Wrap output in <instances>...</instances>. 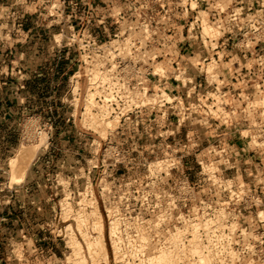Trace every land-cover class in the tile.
Wrapping results in <instances>:
<instances>
[{"label":"rangeland","instance_id":"obj_1","mask_svg":"<svg viewBox=\"0 0 264 264\" xmlns=\"http://www.w3.org/2000/svg\"><path fill=\"white\" fill-rule=\"evenodd\" d=\"M244 2L264 22V0ZM117 4L80 0L68 22L71 8L59 9L57 0H0V264H70L69 237L85 248L74 218L93 203L106 264H115L112 221L138 240L145 235L148 248H171L169 236L182 232L187 251L189 226L209 222L217 239L205 264H264V106L251 107L264 98V35L237 38L226 52L158 54L150 67L151 55L137 50L145 39L124 34L132 23H120L117 36ZM124 67L128 80L144 81L133 98L142 113L115 123ZM160 68L166 81L154 78ZM94 74L108 80L95 90ZM161 92L170 101L158 99ZM87 93L94 95L90 116ZM146 99L153 104L141 107ZM165 131L173 138H157ZM37 143L25 174L11 182L22 175L11 161ZM91 225L80 231L95 238ZM178 253L176 264H199Z\"/></svg>","mask_w":264,"mask_h":264},{"label":"built area","instance_id":"obj_2","mask_svg":"<svg viewBox=\"0 0 264 264\" xmlns=\"http://www.w3.org/2000/svg\"><path fill=\"white\" fill-rule=\"evenodd\" d=\"M59 9L62 6L70 7L71 12L65 21L73 20V7H76L80 0H57ZM245 0H118L117 15L112 19L114 25L117 23V36L121 35L120 23L129 21L130 27L125 28L124 34L138 32L145 39V48L139 49L140 53H146L148 56L146 63L155 65L158 60V54L168 53H218L226 52L237 38L247 39V37H260L264 35V22L255 16L254 11L250 14L252 8H248ZM91 5L90 1L87 2ZM57 10V17L62 18V13ZM178 22V24H177ZM102 24V23H100ZM210 28L215 32V37H208L204 34V28ZM134 30V31H133ZM177 37V39H176ZM244 42V41H243ZM242 42L244 50L248 51V43ZM255 49V48H254ZM253 49V50H254ZM145 60V59H143ZM143 63V62H142ZM180 62L173 63L172 66L179 70ZM134 65L133 67H135ZM156 67V65H155ZM160 75L154 73V78L164 80L162 68ZM127 68L124 67L117 76V119L125 123L135 115H141L142 109L136 103L131 101L137 90H145L144 81L128 80L124 73ZM136 70V74H137ZM121 75V76H120ZM178 76H176V79ZM163 106V105H162ZM146 114L152 115L153 112ZM161 118L167 113L159 110ZM120 129H117L119 132ZM168 141L173 138V133L168 131L157 135L160 140ZM167 162V161H165ZM169 163V162H168ZM170 164H174L170 161ZM136 219H138L136 217ZM140 220V219H139ZM129 227L124 226L118 229L120 238V250L125 259L130 262L133 259L128 258L131 251V243L137 240V233L132 235L126 230ZM61 233V231H59ZM129 249V250H128ZM128 251V252H127ZM136 262V260H134Z\"/></svg>","mask_w":264,"mask_h":264},{"label":"bare ground","instance_id":"obj_3","mask_svg":"<svg viewBox=\"0 0 264 264\" xmlns=\"http://www.w3.org/2000/svg\"><path fill=\"white\" fill-rule=\"evenodd\" d=\"M204 34L205 36L208 37H215V32L210 29V28H204ZM129 45V42L125 40L124 46L127 48ZM116 51H119V48L117 47ZM94 76L93 80H91V84L89 89H97L100 87L101 84L107 83L108 80H106L105 77L102 79L97 78V75H92ZM95 81V82H94ZM99 83V84H98ZM93 87V88H92ZM112 90V89H111ZM93 94H88L87 93V98L88 102L85 105V115L90 116V111L92 108H95V104L93 103ZM159 98H165V100L170 101L166 95L165 92H161V95L158 96ZM137 100V99H135ZM110 102H113V98L110 96ZM153 100H141L139 103H141V107H145L147 105H152ZM131 103L135 104L134 99L131 101ZM264 106V98L260 101L255 102L252 104V108H258ZM100 111V116L102 119L107 118L109 116V113L107 112L106 107H102L98 109ZM260 118L264 119V111L261 113ZM114 122L117 123V118L114 119ZM111 123L105 124V127L108 128L110 127ZM39 149V144L32 148V149H27V150H21L20 155L17 156V158H20L19 163H15V161H11V165H13L16 169V171L22 173L20 174V177H15L12 176L10 181L17 183L18 180H21L23 175L25 174L26 170L29 167L30 160L33 158L34 154L36 151ZM16 164V165H15ZM13 167V168H14ZM91 207V212L87 215H79L81 213H78V215L74 218V222L77 225V232L81 236V239L83 241V244L85 248H82L81 245L76 242L71 236L69 237V242L67 243L68 249L71 252L70 258L67 259V261L70 264H85L87 259L89 260L90 264H98L101 260L104 261L106 264L108 261V254L106 251L105 243H104V235H105V230L103 226V222L101 219V216L99 214V211L97 207L93 204H89ZM79 207L82 209L84 208V202H80L78 204ZM65 215H69L71 212L68 209V207L64 208ZM110 217H112V214H109ZM85 218V219H84ZM89 220L90 223L92 224L91 227L93 231H95V238H89L86 234H82L80 231L81 224L85 223V221ZM119 221H117L118 224ZM154 229L157 226L156 223L153 224ZM109 239L111 243V249L113 253V259L115 264H176L175 262L179 259L180 254L178 251L187 252L192 255V257L198 259L199 264H205V256L204 252L209 253V249L211 246L215 243L213 241L214 239H217V231L211 227V223L205 222V223H199L195 224L192 226H189L187 230H191V237L192 240L188 241V244L191 245L190 249L187 251L183 245L182 240H178L180 237H182V232H179L177 234H174L173 236L170 235L169 237L172 238L170 242L172 241V247L171 248H165L159 245V242L156 243V245L152 246L151 248L149 247V243L147 242V239L144 237L145 235H141V237L138 240L131 243V249L132 250L131 255H129L128 258L136 260L135 263L130 262L128 259H125L123 255L121 254L120 250V238L118 236V228H116V224L114 221H112L109 224ZM201 234L203 235V238L206 240V244L208 246L204 247L203 246V241L200 240L202 237ZM175 238V239H174ZM183 238V237H182ZM202 241V242H201ZM178 242V243H177ZM213 243V244H212ZM182 246V247H181ZM179 248V249H178ZM129 250V249H128ZM129 252H131L129 250ZM87 256L84 257V256ZM228 255L232 257V252H228ZM233 258V257H232Z\"/></svg>","mask_w":264,"mask_h":264}]
</instances>
